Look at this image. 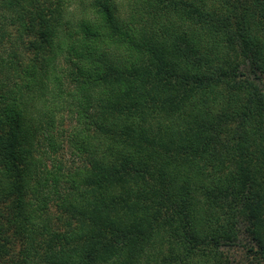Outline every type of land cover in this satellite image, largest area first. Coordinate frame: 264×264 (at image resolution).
<instances>
[{"label": "trees", "instance_id": "obj_1", "mask_svg": "<svg viewBox=\"0 0 264 264\" xmlns=\"http://www.w3.org/2000/svg\"><path fill=\"white\" fill-rule=\"evenodd\" d=\"M237 247L264 262V0H0V264Z\"/></svg>", "mask_w": 264, "mask_h": 264}, {"label": "rangeland", "instance_id": "obj_2", "mask_svg": "<svg viewBox=\"0 0 264 264\" xmlns=\"http://www.w3.org/2000/svg\"><path fill=\"white\" fill-rule=\"evenodd\" d=\"M61 120L63 121V129L59 128V135L57 136V144L58 146H62L64 152L62 153L65 159L69 160V162L72 160L70 159L69 154L71 153L70 147L68 144L67 134L69 131V128L72 124L73 117L71 114H68V112L64 113V115L61 116ZM57 134V133H56ZM227 255L230 258L231 264H264L261 259L254 258L251 254L247 252V247H237L228 249L226 251Z\"/></svg>", "mask_w": 264, "mask_h": 264}]
</instances>
